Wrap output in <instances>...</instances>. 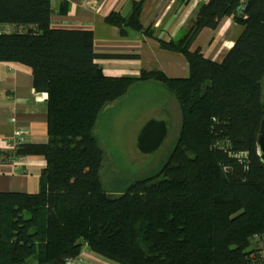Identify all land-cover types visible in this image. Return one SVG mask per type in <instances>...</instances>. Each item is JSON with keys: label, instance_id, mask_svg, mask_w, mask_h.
Returning a JSON list of instances; mask_svg holds the SVG:
<instances>
[{"label": "trees", "instance_id": "obj_1", "mask_svg": "<svg viewBox=\"0 0 264 264\" xmlns=\"http://www.w3.org/2000/svg\"><path fill=\"white\" fill-rule=\"evenodd\" d=\"M141 2L105 22L153 36ZM52 0H0V62L31 68L47 96V142L0 149V164L42 155L39 190L0 192V264H64L83 247L115 264H264V0H206L181 38L159 41L188 76H106L90 31L51 28ZM64 14V9H59ZM231 17L242 27L220 63L191 50L203 30ZM160 82L180 108L179 132L155 173L106 191L99 113L137 81Z\"/></svg>", "mask_w": 264, "mask_h": 264}, {"label": "crops", "instance_id": "obj_2", "mask_svg": "<svg viewBox=\"0 0 264 264\" xmlns=\"http://www.w3.org/2000/svg\"><path fill=\"white\" fill-rule=\"evenodd\" d=\"M138 2H141L140 24L151 29L153 36L129 27H123L120 33L118 28L105 22V18L115 12L127 19L134 3ZM200 4L197 0H52L51 28L92 32L93 50L101 56L95 63L106 76L136 78L143 71H159L170 79H183L188 76L186 60L163 50L158 40L167 42L184 36ZM59 9H64V14H60ZM241 33L242 27L231 17L224 18L216 30L203 29L191 50L200 49L206 59L220 63ZM148 82L166 90L163 84L153 80L137 81L131 88H142ZM151 107L154 110L144 121L154 118L168 125L164 105ZM14 130L25 135L27 144L47 142V96L34 89L30 67L0 62V149H9ZM45 164L42 155H28L0 164V192L36 193ZM82 250L86 264H115L85 247Z\"/></svg>", "mask_w": 264, "mask_h": 264}, {"label": "rangeland", "instance_id": "obj_3", "mask_svg": "<svg viewBox=\"0 0 264 264\" xmlns=\"http://www.w3.org/2000/svg\"><path fill=\"white\" fill-rule=\"evenodd\" d=\"M261 92L264 97V78ZM115 102L99 113L93 131L98 146L104 152L100 178L106 191L125 189L135 180L158 171L175 143L180 123L176 98L154 82H148L142 88H130L124 97ZM162 104L168 118V133L156 151L143 154L136 147L137 130L145 124V116L153 112L151 106ZM23 138L21 143L25 142ZM11 141L12 137L8 146L12 145ZM12 149L9 147L8 150Z\"/></svg>", "mask_w": 264, "mask_h": 264}, {"label": "water", "instance_id": "obj_4", "mask_svg": "<svg viewBox=\"0 0 264 264\" xmlns=\"http://www.w3.org/2000/svg\"><path fill=\"white\" fill-rule=\"evenodd\" d=\"M167 135V125L164 121L148 120L138 132L136 147L143 154L156 151ZM257 155L264 169V113L257 134Z\"/></svg>", "mask_w": 264, "mask_h": 264}, {"label": "built area", "instance_id": "obj_5", "mask_svg": "<svg viewBox=\"0 0 264 264\" xmlns=\"http://www.w3.org/2000/svg\"><path fill=\"white\" fill-rule=\"evenodd\" d=\"M67 1H70V2H74L75 0H67ZM192 1H195V0H192ZM199 2H203V1H206V0H197ZM12 145L11 146H8V147H14V145L16 143H21L25 137V135L20 131V130H14L12 131ZM261 258H263V262H264V249L262 251V256H260ZM64 264H85V258L82 256V254L78 255V256H75L73 257L72 259H67L65 261Z\"/></svg>", "mask_w": 264, "mask_h": 264}, {"label": "bare ground", "instance_id": "obj_6", "mask_svg": "<svg viewBox=\"0 0 264 264\" xmlns=\"http://www.w3.org/2000/svg\"><path fill=\"white\" fill-rule=\"evenodd\" d=\"M85 264H86V262H85Z\"/></svg>", "mask_w": 264, "mask_h": 264}]
</instances>
